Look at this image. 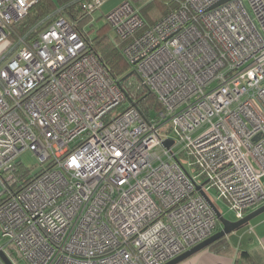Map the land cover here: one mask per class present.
<instances>
[{
  "label": "built area",
  "instance_id": "1",
  "mask_svg": "<svg viewBox=\"0 0 264 264\" xmlns=\"http://www.w3.org/2000/svg\"><path fill=\"white\" fill-rule=\"evenodd\" d=\"M105 1L76 0L90 16ZM220 1L182 0L148 27L130 0L106 14L161 104L145 118L65 6L19 33L38 0H0V250L165 264L218 231L198 185L236 219L264 202V0ZM27 150L37 173L19 171Z\"/></svg>",
  "mask_w": 264,
  "mask_h": 264
},
{
  "label": "trees",
  "instance_id": "2",
  "mask_svg": "<svg viewBox=\"0 0 264 264\" xmlns=\"http://www.w3.org/2000/svg\"><path fill=\"white\" fill-rule=\"evenodd\" d=\"M130 1L141 9L145 27H148L177 9L182 0ZM62 6H65L64 14L66 17L72 20H79V27L91 17L90 15L84 14L76 0H38L31 7L28 15L16 24L17 31L19 33H25L29 30L36 32L43 29L55 17L56 9ZM83 34L88 43L87 51L94 52L111 75L119 79L120 85L128 98L131 99L134 106L145 118H148L151 111L161 110V104L156 95L144 84L140 75L136 71H129V64L120 49L125 44V41L119 38H112L101 31L92 39H89L88 33L83 32ZM19 171L27 172L28 169L19 163ZM5 199H2L0 203ZM219 227L218 230L220 229ZM206 250L222 254H236L234 264H264V252L262 250H238L236 252L235 248L227 243V236L214 242Z\"/></svg>",
  "mask_w": 264,
  "mask_h": 264
},
{
  "label": "rangeland",
  "instance_id": "3",
  "mask_svg": "<svg viewBox=\"0 0 264 264\" xmlns=\"http://www.w3.org/2000/svg\"><path fill=\"white\" fill-rule=\"evenodd\" d=\"M124 1L125 0H106L100 9L95 11L90 18H88L84 23L81 24L80 28L84 30V33H88L89 39L94 38L100 31L103 32L105 35H108L112 38H118L114 29L111 27V25L108 24L106 20V14H108L111 10L115 9L117 6H119ZM128 69L129 71L133 70V68L130 65ZM180 158L182 159L184 164L188 166V161L190 158L188 156H185L184 154L180 155ZM20 162L22 163L23 167H28L34 173H37L41 168V164H40V160L38 156L30 150H27L21 154ZM189 170L192 173L194 172L193 168H189ZM0 192H2L1 186H0ZM208 193H209V197L211 198L215 206L218 208V210L221 212V214L225 218L229 220H237L235 216V212L230 210L229 205L224 200L217 199L216 189L214 187H210ZM5 197H7L6 192L1 194L0 201L4 199ZM254 209L255 207H251L249 212L253 211ZM247 226L243 228H246ZM242 229L238 231L240 232L242 231ZM230 235L231 234H229L228 236L230 237ZM2 243H3V240L0 239V244ZM6 253L12 259V262L14 264H26V261L24 259H21L15 256L17 254V251L15 249H13V251H10V249L7 248ZM11 253H14L15 255ZM185 262L186 261L182 262L181 264H184ZM0 264L2 263L0 262Z\"/></svg>",
  "mask_w": 264,
  "mask_h": 264
},
{
  "label": "crops",
  "instance_id": "4",
  "mask_svg": "<svg viewBox=\"0 0 264 264\" xmlns=\"http://www.w3.org/2000/svg\"><path fill=\"white\" fill-rule=\"evenodd\" d=\"M263 203L255 206V209ZM237 232L231 233L230 237L227 236V243L234 247L236 252L254 249H260L264 252V213L254 218L242 231ZM235 256L236 254H222L204 250L184 264H234Z\"/></svg>",
  "mask_w": 264,
  "mask_h": 264
},
{
  "label": "water",
  "instance_id": "5",
  "mask_svg": "<svg viewBox=\"0 0 264 264\" xmlns=\"http://www.w3.org/2000/svg\"><path fill=\"white\" fill-rule=\"evenodd\" d=\"M228 0H221L217 4L214 5L218 6ZM131 101V99H129ZM172 139H167L164 141L165 145L167 147H170L173 144ZM198 190L205 196V198L210 202V204L214 207L220 224L222 225V228L218 231H216L212 236L207 238L206 240L202 241L201 243L195 245L194 247L188 249L184 253L180 254L176 258L170 260L169 262L165 264H181L184 261H187L188 259L192 258L193 256L203 252L206 250L210 245H212L214 242L220 240L221 238L228 236L229 234L238 231L242 229L243 227L249 225V223L259 215L264 213V203L257 207L255 210L247 213L243 218L237 219V220H229L225 218L221 212L218 210V208L215 206L211 198L207 195V193L202 189V185L197 186ZM0 259L4 264H14L12 260L7 256V254L3 251L0 250Z\"/></svg>",
  "mask_w": 264,
  "mask_h": 264
},
{
  "label": "flooded vegetation",
  "instance_id": "6",
  "mask_svg": "<svg viewBox=\"0 0 264 264\" xmlns=\"http://www.w3.org/2000/svg\"><path fill=\"white\" fill-rule=\"evenodd\" d=\"M219 228H220V229L222 228V225H221V224H220V227H219ZM220 229H219V230H220Z\"/></svg>",
  "mask_w": 264,
  "mask_h": 264
}]
</instances>
